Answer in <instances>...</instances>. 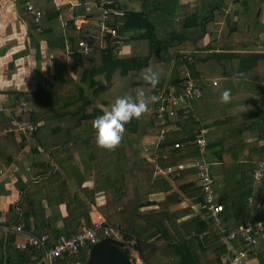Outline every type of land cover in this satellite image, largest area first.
Instances as JSON below:
<instances>
[{"label": "trees", "instance_id": "1", "mask_svg": "<svg viewBox=\"0 0 264 264\" xmlns=\"http://www.w3.org/2000/svg\"><path fill=\"white\" fill-rule=\"evenodd\" d=\"M36 1H34V4ZM132 1L140 4V9L138 11H128L126 9L127 5H123L127 16L122 19L124 25L117 29L119 34L126 33L129 35V42L135 44L144 42L146 45L144 51H137L132 56L128 54L113 56V52L109 48L102 49L101 44L104 40L100 39L98 28L93 24L85 28L82 27L77 31H74L72 20L66 24V29H72V34L67 38L72 42L83 41L94 49V54L88 58L78 53L75 48L70 54L73 65H75L73 75L80 76L79 84L76 85L74 80L67 79V82L63 85L65 87L69 85V90L72 89L78 93L79 98L76 100L80 103V106L72 114V117L79 113L83 114L80 117L85 119L87 126L85 129L78 130V118L75 119L76 132L73 129L68 130L64 145L74 142V139H77L75 146H78L81 142L86 143L85 148L92 156L88 168L93 171L95 180L89 191L91 194H102L103 203L99 206L93 203L94 207H86L84 201L77 200L78 195L71 197L63 195L62 192L64 191L61 187V195L65 197L63 202L67 207V218L63 220L66 234L58 232L55 228L44 230L42 233L31 232L28 229L26 220L23 229L35 236L47 235V245L50 248L60 240L79 233L83 229L90 228V213L96 211V214H99L105 221L103 226L112 229L106 238L124 242L128 246L127 254L129 253V256H131L130 253L137 254L140 259V261L135 258L131 259L135 264L138 261L142 264H224L223 258L226 257L228 246L231 247L234 253L242 250L246 252V258L250 257L264 238H250V240L236 238L224 243L221 239L225 238H219L220 234L217 235L210 231L212 223L210 219H204V212L202 213L203 210H201L204 195L200 187L194 181H191L195 174L193 168L179 170L167 176L168 180L174 183V186L158 178H156L155 183L159 181V184H152L154 167L147 160V157L149 159L155 158L157 164L163 169L174 168L178 164H186L200 158L198 148L193 143L194 135L192 134L193 130L200 128L195 126V120L191 112L181 114L178 111L176 119L165 117V125L176 124L179 126L180 131H168L163 141L154 150L150 149L148 153L142 151L144 139H154L162 131L159 121L153 114L148 112L151 102L147 111L139 119L130 120L125 125V132L117 146L111 149L99 148L96 141L91 146L92 141L95 140V130L92 127V122L103 113L100 107H96V102L100 101L101 105L108 106L109 102L103 99L106 98L108 90L112 87L114 75L121 79L130 77L133 80L138 73L149 66L151 61L156 60L157 63H161L163 70L166 69V64L168 66L173 61L168 84L176 88L182 87L185 82L182 74L188 72L191 73L190 78L202 90V87L195 82L196 77L193 72L195 69L198 73L197 67L200 64L198 59L204 55L193 53H203L218 47L221 51L231 50L233 45L229 41H236L237 39L235 40L232 37L240 30L237 27L240 21L237 20L234 24H229V30L232 28L233 32L227 35V29L226 36L218 42L219 46L214 45V43L203 46V39L210 33L212 26L222 21V19L227 21L222 12L223 0H212L211 4H207L206 7L201 5L202 0H195L193 3L185 0ZM78 7L75 11L73 9V18L80 16L96 18L99 13L93 3H82ZM245 13L246 8L244 7L243 14L238 15V18H244ZM46 14L53 17L56 15L52 8L47 9L45 13L43 12L42 18ZM177 16L181 17L179 33H175L174 27ZM36 29L37 26L34 25V31ZM105 41L107 42V39ZM106 42H104V45L108 44ZM178 49L182 51L179 55L176 54ZM185 56L190 57V60L185 59ZM216 56L218 54H213V56L209 54L210 58ZM226 56L230 57L231 55L226 54ZM249 56L254 61H252V68L256 62L264 59V55L250 54ZM165 73H167V70ZM98 77H102L103 81H96ZM82 85L93 90L92 96L86 97L84 95ZM141 85V82H130L129 86L134 88L131 97L135 98L136 93H134V90L140 88ZM146 86L149 87V95L145 97L147 99L155 94L156 88L148 83H146ZM57 95L60 99L59 88ZM36 97L38 102H41V96L36 95ZM24 102H27L28 109H24L19 118H28L35 125L38 123V119L35 116L36 114L34 115L32 102L27 98L24 99ZM73 103L75 102L71 104ZM9 123L8 118L4 126L0 125V164L4 165L12 163L26 143V140L23 139L20 144L14 141V130L10 129ZM259 123L254 127L258 128L261 134H264V131H262L264 129L263 122L260 121ZM41 132L42 128L37 130L36 126L33 136L36 137ZM263 139L261 138V140ZM39 142L41 141L39 140ZM187 142L193 144L188 145ZM176 143L180 146L178 149L174 148ZM73 145L74 143L69 147V151L72 150ZM210 145L206 148L210 151L215 149V156L217 155V159L220 161L222 159L221 157L218 158L220 153L212 146L213 144ZM40 146L43 147L42 142ZM247 151V157L243 162H237L235 159L233 163L238 176V180H235L236 187L233 193L220 194L219 196L216 194L215 202L223 205V212L220 217L224 218L222 226L225 229L223 234L225 236L238 227L251 224L260 226L264 231V176L258 184H255L252 179L253 171L264 158V146L258 147L255 145L248 148ZM33 152L38 153L35 148ZM91 163H93V170L90 168ZM221 163L223 164L224 173L226 166L223 161ZM44 164L45 162L41 164L43 168H45ZM99 173H102V175H99ZM223 182L225 183L226 180ZM230 183L232 185V182ZM254 188L256 194L252 192ZM212 190L215 192L214 185ZM159 192L164 193V199L160 202H150L149 196ZM251 193L252 202L248 203L247 199ZM184 199L189 201L190 206L178 208V205ZM27 201L28 198L24 197L19 208H24ZM29 202L31 203L30 200ZM194 208L201 211L203 219L199 216V210ZM225 208L230 211L229 215L224 213ZM83 209L85 211L81 220L76 222L81 212L83 213ZM186 214H192V217L181 221L182 216ZM70 222L75 223L71 225ZM228 222H230V226L226 225ZM72 227L75 228L71 230L70 234V228ZM15 239V235H8L4 242L2 237L0 252L8 254L9 262L12 259L15 260L12 262L13 264H37L39 255L33 253L28 247L24 250L16 249ZM99 239H102V237ZM252 239L256 240L255 244L250 243ZM1 248H5L6 251L4 249L1 251ZM89 248L90 245L82 246L76 252L64 254L54 260V263L84 264ZM230 255L232 256L233 253Z\"/></svg>", "mask_w": 264, "mask_h": 264}, {"label": "crops", "instance_id": "2", "mask_svg": "<svg viewBox=\"0 0 264 264\" xmlns=\"http://www.w3.org/2000/svg\"><path fill=\"white\" fill-rule=\"evenodd\" d=\"M188 1L195 2V0ZM246 1H249V4ZM56 2L57 7L52 3V0H38L35 2V7L41 9L44 13L51 8L56 13L55 17L46 14L42 18L39 25L42 32L38 34L34 31V25L30 17L24 12L21 4H12L11 0H0V125L4 126L9 118L10 129L14 130L10 125L11 120L20 117L19 105L25 104L28 109L27 102H24V99L27 98L32 102L34 115L36 114L35 116L38 119V123L35 124L37 130L42 128L40 135L37 134L36 137L32 136L30 138H24L14 131V141L20 144L23 139L26 140V143L12 163L8 165L0 164L1 228L20 226L24 230L26 220L28 229L31 232L42 233L44 230L55 228L58 232L66 234L63 220L67 218V207L63 202L65 199L63 195L69 197L78 195L77 200L84 201L86 207H94L93 203L97 206L103 203L102 194H91L89 191L95 180L93 172L88 168L92 156L85 148L86 143L81 142V144L75 146L77 139H74V142L64 145L68 130L73 129L76 132L75 119L78 118V130L85 129L87 126L85 119L80 117L83 114L79 113L72 117V114L80 106V103L76 100L79 98L78 93L75 90H69V85L68 87L63 85L67 82V79L74 80L78 85L80 79V76L73 75L75 65H73L71 56L65 52L64 41L72 34V29H66V24L72 20L74 31L93 24L94 19L90 16L73 18L74 11L79 7L76 6L73 11L71 5L94 4L96 0H56ZM225 3H228V8L224 7V15L227 21L222 19L221 22L216 23L219 24L218 27H214L216 25L214 24L210 33L203 39V46L209 43L215 45L227 29V35H230L233 29L229 30V24H234L239 20L244 25L243 29L230 37L234 38L236 36L235 40H243L245 47H239L236 43L233 45L236 46L234 51H221L216 48L203 53H194L195 55H204L198 59L200 65L205 64L204 58L209 54H218L216 57L223 60L225 64L220 72V77L213 78L210 81L205 78L202 66L199 69L197 67L198 73L194 69L195 82L202 87L203 96L198 101H192L188 111L194 117L195 126L205 131L203 132L205 145L202 157L211 165L213 185L217 196L232 194L236 187L235 180H238V176L234 170L233 163L235 159L237 162H243L247 157L248 148L255 145L258 147L264 146V139L261 140V138H264V134H261L260 130L254 127L260 121L264 125V69L262 70L264 59L256 62L252 68L254 61L249 56L250 54L264 55V0H256L254 3L253 0H228ZM123 5H127L126 9L128 11H138L140 9V4L132 0H119V6L126 10ZM134 6L136 9H134ZM244 7L246 8L244 18H238V15L243 14ZM180 18L179 16L175 18V33H179ZM254 19L257 23L251 26L250 24ZM133 44L134 46L131 48L127 46L122 54L132 56L137 51H141L140 45ZM179 52L182 51L176 50L177 55H179ZM226 54L231 56L228 57ZM172 65L173 61L168 66L166 64V69L163 70L161 63H157L155 60L151 61L149 66L142 70L150 69L156 73L159 71L157 73L160 75H158L159 79L162 75L161 82L155 87V96L162 88L167 93L169 87H174L168 84ZM166 70L167 73H165ZM188 74L191 76V73ZM96 81L101 82L103 79L98 77ZM161 83L163 84L160 86ZM81 87L86 97L92 96L93 90L85 85ZM58 88L61 94L60 99L57 95ZM225 89L230 90V100L227 103L221 100V94ZM36 95L41 96V102H38ZM72 102L75 103L71 104ZM100 103V101L96 102V107H100L103 112L108 110L111 105L110 102L108 106L104 105V107ZM153 104H150L149 111ZM39 140L42 142L43 147L40 146L41 142ZM95 141H92L91 146ZM73 143L72 150L69 151V147ZM158 144L157 137L144 139L142 148L146 151L142 150L143 153H148L150 149L154 150ZM210 144H213L212 146L220 153L218 156V158H222L220 161L217 159V155L215 156V149L210 151L206 148L208 145L211 146ZM34 148L37 150V154L33 152ZM44 149L45 151H43ZM147 160L154 167L152 184H159V181L155 183L156 178H158L174 186V183L168 180L164 171L159 169L155 158L149 159L147 157ZM221 161L226 166L224 173ZM42 162H45V168L42 167ZM92 164L91 170H93ZM223 178L226 180L225 183ZM191 181H194V178H191ZM230 182H232V185ZM61 187L64 192H62ZM61 192L63 195H61ZM87 193L91 195L88 197ZM24 197L28 198L26 206L19 208ZM163 199V192L149 196L150 202H160ZM186 206H190V204L188 200L184 199L178 205V208ZM84 209L76 222L81 220ZM198 212L200 218H202L201 211ZM229 212L225 208L224 213L229 215ZM96 215H99L96 214V211L90 213L91 225ZM191 217L192 214L183 215L181 221ZM74 223L70 222L71 225ZM222 223H224V218H222ZM226 225L230 226V222ZM73 228L75 227L70 228V234ZM210 231L219 235L212 228ZM24 232L29 233L25 230ZM8 235L16 236V249L24 250L28 247L33 253L39 255L37 264H43L40 261L41 252L28 245L20 234ZM8 235L3 234L0 230V240L3 237L5 242ZM87 245L92 246L90 243L84 246ZM22 246L24 247L22 248ZM47 248H49L48 245ZM3 249L5 250V248H1V251ZM127 250L128 248L122 246L121 251L131 262L133 258L140 261L137 254L135 256L130 253L131 256H129ZM232 253L234 252L228 246L226 257L223 258L224 264H230L228 257ZM13 261L15 260L12 259L9 262L8 254L0 252V264H13ZM242 264H264V240L259 243L250 257L243 260Z\"/></svg>", "mask_w": 264, "mask_h": 264}, {"label": "built area", "instance_id": "3", "mask_svg": "<svg viewBox=\"0 0 264 264\" xmlns=\"http://www.w3.org/2000/svg\"><path fill=\"white\" fill-rule=\"evenodd\" d=\"M34 1L36 0H11V3L22 5V8L26 15L30 17L33 24L37 26L35 32L40 34L41 29L39 25L43 17V12L35 8ZM52 3L56 7L58 6L56 0H52ZM76 6L79 5H71V10L76 8ZM94 6L98 9L99 13L96 18H93V25L98 28L100 39L104 40V42H106L105 40L107 39L106 43H108L107 45H104V42H102L101 48H109V50L113 52V56L122 54V50H124L123 48H125L126 43L129 42V35L126 33L119 34L117 29L124 25L122 19L127 16L126 10L122 9L119 6V0H96ZM111 22H113V24H111ZM64 46L67 55H70L74 48L77 49L78 53L88 58H90L94 54V49L81 40L72 42L69 39H66L64 41ZM184 58L190 60V57L185 56ZM182 78L185 80L182 87H169V91L167 93L163 88V90L161 89L160 91H158L156 95L157 100L151 106L150 111H148L150 114H153L155 116V118L159 121V126L162 127V131L157 137L158 143L163 141L164 136L168 131L176 132L180 130L179 126H177L176 124H172L170 126L165 125V117H172L176 119L178 111L181 114L188 113L190 109V103L192 101L200 100L203 96L202 90L194 83L187 72L182 74ZM24 109H26L25 104H21L18 106L19 113H22ZM10 125L16 133L25 138L32 137L36 128V126L28 118H13ZM203 132L205 131H203L202 129H195L192 131V134L194 135L193 143L198 148L200 154L199 159L193 160L186 164H178L174 168L168 167L163 169L162 167L158 166L159 169L163 170L164 174H166L167 176L186 168H193L195 170V174L193 177L194 182L200 187L204 195L203 206L201 207L203 210L202 213L204 212V219H210L212 223V230L220 234L221 238H225L222 239L224 243L236 238H243L247 240H250V238H264V231L262 230V228L260 226L252 224L244 227H238L231 231L228 235H223L225 229L222 226V218L220 217V214L223 212V205L215 202L216 193L212 190L213 178L211 173V165L202 157L205 145ZM193 143L188 142V145ZM179 147L180 146L178 143L174 144L175 149H178ZM142 150L146 151L143 148ZM263 176L264 158L253 171L252 179L255 184H258ZM252 192L253 194H256V189L254 188ZM247 202H252V193L247 199ZM103 223L104 221L101 216L96 215L95 220L92 222L90 228L84 229L83 231L73 234L67 238L64 237L65 239L60 240L51 248H47V235L35 236L30 233L24 232V230H22L20 226H14L12 228L0 227V230L5 235L20 234L28 245L41 252L42 257L40 261L43 264H55L54 260L62 257L64 254L76 252L79 248L86 245L87 243L94 244L98 241V238L108 237L112 229L108 226L104 227ZM250 243L255 244L256 240L252 239ZM23 247L24 246H22V248ZM245 258L246 252L241 250L233 253L232 256L230 255L228 257V261L230 264H241L242 260ZM136 264L142 263L138 261Z\"/></svg>", "mask_w": 264, "mask_h": 264}, {"label": "clouds", "instance_id": "4", "mask_svg": "<svg viewBox=\"0 0 264 264\" xmlns=\"http://www.w3.org/2000/svg\"><path fill=\"white\" fill-rule=\"evenodd\" d=\"M142 78L153 88L159 83L158 74L150 69L145 71ZM156 100L157 97L155 95L146 99L143 91L136 93L135 98L128 95L117 97L109 109L97 116L92 122L97 145L106 149L117 146L125 132V125L130 120L139 119L147 111L149 103H154ZM221 100L225 103L230 100L229 89H225L222 92ZM128 260L130 264H135L129 258Z\"/></svg>", "mask_w": 264, "mask_h": 264}, {"label": "rangeland", "instance_id": "5", "mask_svg": "<svg viewBox=\"0 0 264 264\" xmlns=\"http://www.w3.org/2000/svg\"><path fill=\"white\" fill-rule=\"evenodd\" d=\"M188 1V0H187ZM211 1L212 0H202L201 1V5L203 6V7H206V5L208 4V5H210L211 4ZM213 1H215V0H213ZM225 1H228V0H223L222 1V3H223V8H222V12L224 13L225 12V8H228V3H225ZM247 2V4H249V1H246ZM254 2H256V0H253V3ZM225 7V8H224ZM134 9H136V7L134 6ZM219 22H221V21H219ZM218 22V23H219ZM257 22H255V19L253 20V22H252V24H250L251 26H253L254 24H256ZM214 26V25H213ZM213 26H212V28H213ZM219 26V24H216L214 27H218ZM237 27H238V29H240V30H242L243 29V27H244V25H243V23H242V21H240L238 24H237ZM246 28V27H245ZM246 32V31H245ZM244 32V33H245ZM226 36V32H224L223 34H222V36L220 37V39L218 40V42L220 41V40H222V38H224ZM241 36V35H240ZM236 37V36H235ZM234 37V38H235ZM218 42H216V46H219L218 45ZM232 45H234V44H236L237 43V45L239 46V47H245V43H244V41L243 40H237V42L236 41H233V40H231V41H229ZM227 43V42H226ZM136 44H138V45H140L141 46V51H143L144 50V48L146 49V45L144 44V42H139V43H136ZM127 46H129V48H131V47H133L134 46V44H133V42L131 43V42H127L126 43V46H125V48H123L124 50L126 49V47ZM219 48V47H218ZM236 49V46L234 47L233 46V49H231V50H235ZM124 50H122L123 51V53H124ZM132 52V51H131ZM134 52V51H133ZM179 54H181V52H179ZM194 54V53H193ZM213 56V55H212ZM206 59H207V61H206ZM204 65H200L199 64V66H198V69L200 68V66H202V71L205 73V78L207 79V80H211V79H215V78H219L220 77V72L222 71V68L224 67V64H225V62H223V60H218V58L217 57H209V55H207L205 58H204ZM223 64V65H222ZM151 66H153V65H151ZM151 66H150V68H151ZM155 67V66H154ZM264 68H262V70H263ZM159 70V69H158ZM144 73H145V71H142V72H140V73H138L137 74V77L135 78V79H133V80H131L130 79V77L129 78H125V79H121V78H119L117 75H114V77H113V83H112V87L108 90V92H107V96H106V98H102L104 101H107V102H109V104H110V102H111V104L115 101V99L117 98V97H121V96H124V95H129V96H131V92L133 91V90H130V89H134V88H132V87H130L129 85H130V82L131 81H135V82H141L142 83V85H141V87L140 88H137L136 90H134V93H138V92H140V91H143V93H144V96L145 97H147L148 95H149V87L148 86H146V82L143 80V75H144ZM157 73H159V71L157 72ZM159 75V74H158ZM160 76V75H159ZM161 80H162V75H161V77H160V79H159V83L161 82ZM105 96V95H104ZM111 106V105H110ZM109 106V107H110ZM27 108V107H26ZM98 169H100V167H98ZM93 172V171H92ZM90 173V172H89ZM99 175H102V173H99ZM93 186V185H92ZM92 186H91V188H92ZM90 188V189H91ZM85 198H86V196H85ZM122 244H123V246L124 247H126V248H128V246L126 245V244H124L123 242H122Z\"/></svg>", "mask_w": 264, "mask_h": 264}, {"label": "water", "instance_id": "6", "mask_svg": "<svg viewBox=\"0 0 264 264\" xmlns=\"http://www.w3.org/2000/svg\"><path fill=\"white\" fill-rule=\"evenodd\" d=\"M123 244L110 238H104L93 244L87 253L84 264H130L121 251Z\"/></svg>", "mask_w": 264, "mask_h": 264}]
</instances>
